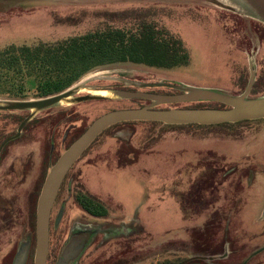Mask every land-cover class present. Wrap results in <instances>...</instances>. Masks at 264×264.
Segmentation results:
<instances>
[{"label":"rangeland","instance_id":"1","mask_svg":"<svg viewBox=\"0 0 264 264\" xmlns=\"http://www.w3.org/2000/svg\"><path fill=\"white\" fill-rule=\"evenodd\" d=\"M136 15L183 41L190 63L175 69L109 64L93 69L72 87L106 89L115 95L180 94L168 87L142 88L167 83L238 96L253 75L249 99L264 97V22L241 0H0V50L59 42L107 22L125 25ZM2 90L7 91L4 86ZM37 99L32 81L25 97L0 93V102ZM150 104L115 96L38 112L0 110V144L30 118L7 146V164L13 166L7 234L11 244H19L27 230L21 243L30 264L36 249L37 203L50 169L98 117ZM157 108L225 106L205 102ZM80 193L101 201L108 215L96 218L84 212L76 201ZM178 260L264 264V119L215 126L115 125L68 173L53 207L48 264Z\"/></svg>","mask_w":264,"mask_h":264},{"label":"trees","instance_id":"2","mask_svg":"<svg viewBox=\"0 0 264 264\" xmlns=\"http://www.w3.org/2000/svg\"><path fill=\"white\" fill-rule=\"evenodd\" d=\"M126 23L114 26L107 22L59 42L11 45L0 50V87L7 89L0 93L11 98L25 97L32 81L37 97L46 98L69 89L93 69L109 64L175 69L190 63L184 42L158 28L156 22L136 15ZM76 201L84 212L94 217L108 215L107 207L88 193L78 194ZM164 264H181V261Z\"/></svg>","mask_w":264,"mask_h":264},{"label":"water","instance_id":"3","mask_svg":"<svg viewBox=\"0 0 264 264\" xmlns=\"http://www.w3.org/2000/svg\"><path fill=\"white\" fill-rule=\"evenodd\" d=\"M248 5L253 13L264 22V0H241ZM254 83L252 75L245 92L232 96L221 92L190 88L185 86L156 83L142 84V88L168 87L180 91L175 95H157L141 91H120L116 96L125 99L149 100L151 104L141 108L115 110L98 117L76 139L50 169L44 182L36 210V249L34 264H48L50 249V225L54 204L60 189L72 167L80 160L94 141L109 128L131 122L162 123L170 126L199 125L215 126L227 123L264 119V97L249 99ZM81 85L69 88L61 93L31 101L0 102L2 111H42L71 99L69 104H78L104 97L90 94L78 95ZM218 103L225 105V109H159V106L179 103ZM30 118L19 127L15 136L8 138L2 145L17 139ZM1 147V148H2Z\"/></svg>","mask_w":264,"mask_h":264},{"label":"flooded vegetation","instance_id":"4","mask_svg":"<svg viewBox=\"0 0 264 264\" xmlns=\"http://www.w3.org/2000/svg\"><path fill=\"white\" fill-rule=\"evenodd\" d=\"M97 90H106V89H97ZM80 94H88V93L84 91L81 92ZM7 139L3 140L0 144V254L6 253L0 258V264H30L28 252L25 251V246H24L25 244L21 243L22 238L23 237L26 238L27 236L26 234L27 230L25 229L24 234L20 237L19 244L17 243L11 244V239L8 238V234H7L10 231L11 229L10 226L12 224V214L10 212L11 200H7V192L11 190V181L13 178V166L12 164H7V158L9 155V150L7 149V146L12 141L8 142L6 145L2 147L3 143ZM31 215L32 217L34 216V211L32 212ZM50 233H51V225H50ZM4 239L6 240L5 244H4ZM75 248H73L71 256L76 252Z\"/></svg>","mask_w":264,"mask_h":264},{"label":"bare ground","instance_id":"5","mask_svg":"<svg viewBox=\"0 0 264 264\" xmlns=\"http://www.w3.org/2000/svg\"><path fill=\"white\" fill-rule=\"evenodd\" d=\"M82 89L80 90L81 92H87L90 95L93 96H100V97H104V98H113L115 97V93L113 91L110 90H97V89H88L86 87H84V85H81ZM71 99H68L67 101H63L61 103V105H68Z\"/></svg>","mask_w":264,"mask_h":264},{"label":"crops","instance_id":"6","mask_svg":"<svg viewBox=\"0 0 264 264\" xmlns=\"http://www.w3.org/2000/svg\"><path fill=\"white\" fill-rule=\"evenodd\" d=\"M184 214V213H183Z\"/></svg>","mask_w":264,"mask_h":264}]
</instances>
